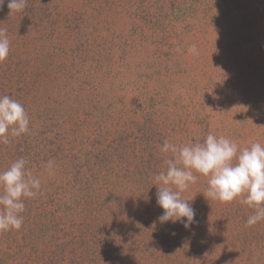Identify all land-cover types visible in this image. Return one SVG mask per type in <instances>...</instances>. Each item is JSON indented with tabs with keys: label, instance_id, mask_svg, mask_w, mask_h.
Masks as SVG:
<instances>
[{
	"label": "rangeland",
	"instance_id": "374dc122",
	"mask_svg": "<svg viewBox=\"0 0 264 264\" xmlns=\"http://www.w3.org/2000/svg\"><path fill=\"white\" fill-rule=\"evenodd\" d=\"M0 29V96L30 119L0 141V171L24 158L43 192L0 231V264H264L243 196L207 197L194 173L185 229L157 220L155 179L165 140L264 145V0H5Z\"/></svg>",
	"mask_w": 264,
	"mask_h": 264
},
{
	"label": "clouds",
	"instance_id": "9594fccd",
	"mask_svg": "<svg viewBox=\"0 0 264 264\" xmlns=\"http://www.w3.org/2000/svg\"><path fill=\"white\" fill-rule=\"evenodd\" d=\"M4 4L5 0H0V7ZM26 5L27 0H7L10 12L22 11ZM9 51L6 30L0 29V62L7 59ZM188 51L196 54V45ZM29 124V116L19 101L9 95L0 96V141L8 143L9 132L14 137L28 133ZM161 151L172 154L166 171L155 177L161 184L156 194V202L163 210L157 218L161 224L181 222L188 229L195 222L191 200L181 198V193L197 181L194 173L208 177L207 197L225 203L244 197L240 203L253 209L246 226L264 220V145L253 142L240 148L229 138L208 134L202 143L182 146L165 140ZM26 164L24 158H18L0 171V231L19 230L24 222L25 199L43 195L41 181L28 175ZM51 166L48 161L47 167Z\"/></svg>",
	"mask_w": 264,
	"mask_h": 264
}]
</instances>
